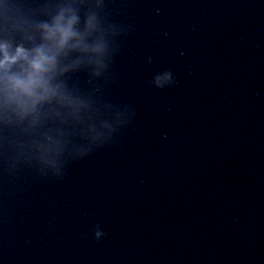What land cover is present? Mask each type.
Instances as JSON below:
<instances>
[{
  "label": "water",
  "instance_id": "95a60500",
  "mask_svg": "<svg viewBox=\"0 0 264 264\" xmlns=\"http://www.w3.org/2000/svg\"><path fill=\"white\" fill-rule=\"evenodd\" d=\"M77 19L53 100L2 103L0 264H264V0H0V59Z\"/></svg>",
  "mask_w": 264,
  "mask_h": 264
},
{
  "label": "clouds",
  "instance_id": "9594fccd",
  "mask_svg": "<svg viewBox=\"0 0 264 264\" xmlns=\"http://www.w3.org/2000/svg\"><path fill=\"white\" fill-rule=\"evenodd\" d=\"M76 22L74 15L65 16L61 13L50 25L40 26L42 43L39 46L30 51L17 48L11 55L4 52L0 69L6 70L17 61H23L24 64L20 73H6L3 77L2 103L6 111L10 110L21 119L32 116L35 122L40 108L53 100L68 107L78 103L63 94L59 84L54 83L58 70H65L59 67V60L70 52L98 53L101 46L85 42V36L93 27L91 19L87 21L83 32L74 28Z\"/></svg>",
  "mask_w": 264,
  "mask_h": 264
}]
</instances>
